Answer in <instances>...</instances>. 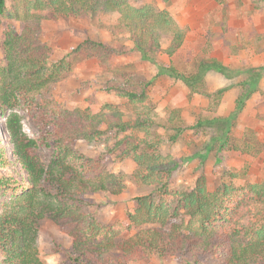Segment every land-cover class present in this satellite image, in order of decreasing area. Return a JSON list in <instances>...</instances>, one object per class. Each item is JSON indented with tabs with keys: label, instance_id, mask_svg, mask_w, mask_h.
<instances>
[{
	"label": "trees",
	"instance_id": "obj_1",
	"mask_svg": "<svg viewBox=\"0 0 264 264\" xmlns=\"http://www.w3.org/2000/svg\"><path fill=\"white\" fill-rule=\"evenodd\" d=\"M15 2L10 5L0 0V25L8 20L20 24L18 32L7 26L0 43V116L5 117V135L0 132V169L15 162L21 168L17 171L13 166V175L0 174V194L8 195L0 202V264H46L36 244L38 225L43 220L71 238L70 247L55 242L52 251L60 256L58 264H149L153 258H172L178 264H264V180L241 187L222 182L208 189L200 175L183 191L173 192L170 187L172 175L188 159H198L202 166L212 150L216 155L230 150L233 113L259 90L258 77L264 74V66L253 69L251 79L241 83L246 93L230 117L202 118L185 128L176 125L174 116L168 120L173 131L168 137L171 143L185 129L211 134L203 148L205 153L164 155L157 133L153 139L149 137L147 129L155 124L153 117L141 109L148 82L130 88L126 81L105 88L108 95L128 104L131 112L110 102L68 110L41 98L69 71L66 55L53 60L41 38L49 13L63 19L114 14L117 17L107 31L117 44L107 46L86 37L73 53L96 59L107 68L112 56L126 53L118 40L127 39L132 43L128 50L156 64L157 56L164 53L170 57L183 43L185 32L175 17L167 10L138 6L136 0ZM164 36L170 38L165 49ZM156 70V76L180 81L191 94L211 97V104L219 103L228 90L206 91L204 77L208 71L227 74V67L216 58L201 61L191 75L165 63H157ZM20 103L39 131L37 139L22 132V117L15 112ZM243 135L251 140V150L259 144L249 131ZM7 137L14 161L8 159L1 145ZM109 140L113 143L107 151L120 163L130 161L133 182L141 190L148 189L135 198V208L127 213V226H103L91 212L92 196L115 197L124 184L122 176L108 171L104 163L107 152L95 157L75 152L78 142ZM236 146L232 148L237 150ZM42 148L50 151L47 162L40 154ZM241 151L250 153L248 149ZM126 233L129 236L119 242Z\"/></svg>",
	"mask_w": 264,
	"mask_h": 264
},
{
	"label": "rangeland",
	"instance_id": "obj_2",
	"mask_svg": "<svg viewBox=\"0 0 264 264\" xmlns=\"http://www.w3.org/2000/svg\"><path fill=\"white\" fill-rule=\"evenodd\" d=\"M7 3L16 4L15 0H7ZM135 4L169 11L185 32L180 48L170 57L164 53L157 56L156 64H171L185 75H191L201 61L210 58L218 59L227 67V74L211 70L204 77L208 93H214L220 88L228 89L219 103L211 104V97L191 94L178 80L168 76H156V64L143 61L136 51L128 50L132 43L127 39L118 40V43L126 47V53L112 56L107 68L101 66L96 59L73 53L86 37L100 40L107 46L117 44V39L107 31V27L113 24L117 17L114 14L82 19H63L54 13L48 14L43 23L44 35L41 40L48 47L53 60L66 55L69 71L46 89L41 98L68 110L85 109L110 102L131 112L128 104L108 95L105 88L124 85L126 81L131 83L126 84V87L130 88L148 82L147 99L141 109L146 110L155 122L147 129L150 140L157 133L161 140L160 151L164 155L180 157L205 153L203 148L211 134L185 129L176 142L171 143L168 137L173 131L168 120L174 116L176 125L185 128L198 119L227 118L232 115L240 96L246 93L241 83L251 79L253 69L264 66V0H136ZM7 26L13 27L17 32L20 28L18 22H4L0 25V43ZM169 42L168 36L162 37V48L165 49ZM258 80L259 90L245 101L239 112L233 113L230 150L221 155H216L212 150L202 166L198 159H188L172 175L170 187L173 192L183 191L200 175L204 176L208 189H214L222 182L241 187L264 180V74L258 77ZM15 112L22 117L23 134L28 138L37 139L39 131L26 115L22 103ZM132 116L134 117L133 114ZM4 119V116H0V126ZM246 131L259 143L252 150L249 148L252 145L251 140L248 135H243ZM212 134L214 135V131ZM140 137L143 138L144 134H140ZM112 143V140L94 144L78 142L75 152L86 157H95L107 152L104 163L108 171L122 176L124 184L115 197L92 196L91 212L103 226L108 227L115 223L127 226V213L135 208V198L148 192V189L141 190L133 182L134 166L130 161L120 163L114 153L107 151ZM1 145L8 153V159L14 161L15 156L11 157L9 138L2 139ZM233 145H237V150L232 148ZM242 149H248L250 153L242 152ZM41 152L42 159L47 162L50 151L42 148ZM13 166L20 171V165L15 162V165L1 168L0 174L13 175ZM7 198L8 195L0 194V202ZM128 236L126 233L118 241L121 242ZM55 242H61L64 247L71 246L70 237L61 233L52 222L41 221L37 229L36 244L40 259L46 264L60 262V256L52 251ZM149 264L178 263L172 258H153Z\"/></svg>",
	"mask_w": 264,
	"mask_h": 264
},
{
	"label": "clouds",
	"instance_id": "obj_3",
	"mask_svg": "<svg viewBox=\"0 0 264 264\" xmlns=\"http://www.w3.org/2000/svg\"><path fill=\"white\" fill-rule=\"evenodd\" d=\"M4 122H5V119H4ZM4 122L1 124V126H0V132L3 134V135H5L4 133Z\"/></svg>",
	"mask_w": 264,
	"mask_h": 264
}]
</instances>
